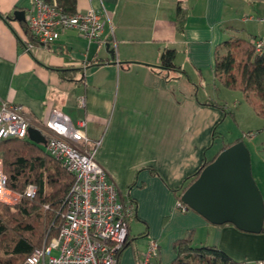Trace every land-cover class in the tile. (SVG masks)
<instances>
[{
    "label": "crops",
    "instance_id": "crops-1",
    "mask_svg": "<svg viewBox=\"0 0 264 264\" xmlns=\"http://www.w3.org/2000/svg\"><path fill=\"white\" fill-rule=\"evenodd\" d=\"M102 2L105 9L98 1L77 0L78 12L94 7L106 17L100 40L90 42L71 28L54 43L26 50V27L14 12L26 10L27 18L32 0H0V105H23L30 126L47 140L53 109L74 124L87 120L84 148L98 145L96 159L108 179L136 205L118 264H143L151 240L160 244L152 264L173 262L174 243L192 230L195 246L215 245L252 264L264 261V233L216 225L177 207L178 188L226 144L216 147L214 139L227 115L223 105H215L220 98L200 94L209 78L218 81L216 54L226 52L231 38L253 41L264 34V0ZM169 47L185 74L161 66V53ZM215 88L218 94L221 87Z\"/></svg>",
    "mask_w": 264,
    "mask_h": 264
},
{
    "label": "built area",
    "instance_id": "built-area-1",
    "mask_svg": "<svg viewBox=\"0 0 264 264\" xmlns=\"http://www.w3.org/2000/svg\"><path fill=\"white\" fill-rule=\"evenodd\" d=\"M91 1L103 6L102 0ZM26 23L38 43H54L63 31L71 28L95 42L103 37L106 17L94 7L70 15L61 10L57 0H32ZM253 42L261 53L264 34ZM23 44L26 50L35 46L29 36L23 39ZM85 102V97H81V104ZM46 125L53 132L47 140L46 151L74 176V183L60 213L58 235L35 248L22 264H118L128 240L130 220L136 213L135 203L124 200L117 185L108 179L106 169L96 159L98 145L92 151L84 148L89 142L86 119L74 124L69 116L53 109ZM29 127L23 105L1 103L0 143L7 138H27ZM37 190L34 183L28 184L23 192L11 189L0 155V203L16 205L22 197L34 198ZM177 207L188 210L182 200L177 201ZM159 255V242L151 240L143 255V264H152Z\"/></svg>",
    "mask_w": 264,
    "mask_h": 264
},
{
    "label": "trees",
    "instance_id": "trees-1",
    "mask_svg": "<svg viewBox=\"0 0 264 264\" xmlns=\"http://www.w3.org/2000/svg\"><path fill=\"white\" fill-rule=\"evenodd\" d=\"M57 2L64 13L72 15L77 12V0ZM178 11L182 14L180 7ZM23 26L31 41L37 44L26 21ZM224 45L226 52L221 54L218 51L216 54L214 71L218 81L229 89L241 90L256 113L264 117V49L259 53L252 40L240 37L231 38ZM176 54L175 48H165L161 53V66L185 74L186 71L175 62ZM59 71L65 73L66 70ZM223 110L227 114L225 107ZM217 133L215 127L214 139ZM239 141L242 140L238 138L224 144L221 151ZM219 153L210 160L205 159L199 171L184 181L178 188V200H182L185 190ZM0 154L11 189L23 192L31 183L38 188L34 198L22 197L15 206L0 203V264H22L35 248L58 235L60 213L74 183V176L43 146L28 137L3 139ZM45 205L49 208L46 209ZM174 249L178 255L174 264H252L233 259L215 245L195 246L193 230L177 240Z\"/></svg>",
    "mask_w": 264,
    "mask_h": 264
},
{
    "label": "water",
    "instance_id": "water-1",
    "mask_svg": "<svg viewBox=\"0 0 264 264\" xmlns=\"http://www.w3.org/2000/svg\"><path fill=\"white\" fill-rule=\"evenodd\" d=\"M14 16L26 21V10H16ZM28 137L38 144L47 143L35 127H29ZM182 201L216 225L232 223L251 233L264 228V196L254 179L251 153L244 141L223 149L205 166L183 193Z\"/></svg>",
    "mask_w": 264,
    "mask_h": 264
},
{
    "label": "rangeland",
    "instance_id": "rangeland-1",
    "mask_svg": "<svg viewBox=\"0 0 264 264\" xmlns=\"http://www.w3.org/2000/svg\"><path fill=\"white\" fill-rule=\"evenodd\" d=\"M254 40L255 38L253 41ZM209 80L210 81H207L204 85L206 89H202L200 94L204 95L205 92H211V94H215V96L218 95L217 97L220 98L218 101L219 105H223V107L226 105L228 106L226 110L227 115L223 118L218 129L216 147L224 142L229 143L238 138L245 142L251 153L254 179L264 196V117L256 113L241 90L229 89L220 86L219 81H214L210 78ZM217 85L221 87V91H219L220 94H216L215 92V86ZM216 147L215 150L217 149ZM211 152L212 150L209 151L210 155ZM199 233H201L199 234L201 236L204 235V231ZM161 244L166 247L168 244L166 243V237L162 238Z\"/></svg>",
    "mask_w": 264,
    "mask_h": 264
}]
</instances>
